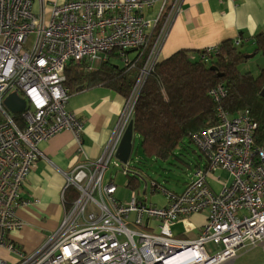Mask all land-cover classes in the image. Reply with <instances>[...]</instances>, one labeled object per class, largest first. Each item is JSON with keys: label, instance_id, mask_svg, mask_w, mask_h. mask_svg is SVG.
Instances as JSON below:
<instances>
[{"label": "built area", "instance_id": "built-area-1", "mask_svg": "<svg viewBox=\"0 0 264 264\" xmlns=\"http://www.w3.org/2000/svg\"><path fill=\"white\" fill-rule=\"evenodd\" d=\"M184 1L69 0L53 4L45 21L32 12L31 0H0V252L17 256H0V264H226L240 249L264 243V148L253 147L257 123L249 110L232 116L219 106L217 124L191 135L205 165L180 192L154 182L151 192L164 198L162 206L147 203L136 190L122 201L112 179L104 181ZM107 55L131 67L141 61L137 80L100 158L64 174L59 227L32 253H23L8 236L22 228L16 212L29 205L20 198L23 185L37 162L46 160L40 144L66 131L82 153L83 122L66 109L64 69ZM12 93L25 101L19 114L4 105ZM208 94L219 102L226 90L218 84ZM218 170L231 180L214 192L207 178ZM198 213L206 224L197 237L177 239L170 226Z\"/></svg>", "mask_w": 264, "mask_h": 264}, {"label": "trees", "instance_id": "trees-1", "mask_svg": "<svg viewBox=\"0 0 264 264\" xmlns=\"http://www.w3.org/2000/svg\"><path fill=\"white\" fill-rule=\"evenodd\" d=\"M240 40L238 46L235 41L222 42L211 53L207 50H179L156 64L140 90L132 120L133 135L138 136L139 148L146 160L163 163L180 161L176 150L185 149L184 140L192 144V134L217 124L216 110L219 106L232 116L249 110L257 123L253 147H262L264 67L256 76L239 71L238 66L245 61L244 52L240 50L244 42ZM251 41L253 53L264 58V32L254 35ZM141 65L139 61L131 67V64L120 61L114 55H107L104 60L92 64L70 62L64 69V86L70 95L105 87L126 99ZM218 84L224 86L226 97L216 102L208 93ZM125 175L126 188L136 190L140 175L130 172ZM65 199H73L70 192L66 193Z\"/></svg>", "mask_w": 264, "mask_h": 264}, {"label": "crops", "instance_id": "crops-1", "mask_svg": "<svg viewBox=\"0 0 264 264\" xmlns=\"http://www.w3.org/2000/svg\"><path fill=\"white\" fill-rule=\"evenodd\" d=\"M31 1L32 12L42 15L47 21L53 4L61 5L69 0ZM259 32H264V0H185L180 14L167 33L160 57L162 60L167 59L179 50L192 52L214 49L222 42L238 39H242L244 45L252 50L251 38ZM125 100L123 96L105 87L70 95L66 109L83 122L82 153L78 151L72 134L66 131L40 144L47 161L40 159L24 183L20 198L29 205L16 212L22 228L10 232L8 236L17 249L26 254L32 253L59 227L63 217L64 174L86 160L96 161L100 158L115 129ZM197 163L198 167L204 166L205 160L201 158ZM230 180L227 172L218 170L207 178V183L212 191L218 192L212 186L221 188ZM149 204L162 206L165 200L160 195ZM203 215L186 218L197 228V234L203 218H206ZM2 254L4 259L9 257L5 251H1L0 256Z\"/></svg>", "mask_w": 264, "mask_h": 264}, {"label": "rangeland", "instance_id": "rangeland-1", "mask_svg": "<svg viewBox=\"0 0 264 264\" xmlns=\"http://www.w3.org/2000/svg\"><path fill=\"white\" fill-rule=\"evenodd\" d=\"M240 50L244 52L245 56L251 55L253 52V49H249L247 45L241 47ZM263 65L264 58L260 54H256L252 58H247V60L241 63L238 66V69L241 73L249 72L256 76L259 72V69L262 68ZM139 142L138 136L133 135V151L128 160L127 166L123 165L116 158H113L109 165L104 181L108 182L110 179H112L113 184L116 185L115 196L122 201H126L129 196V190L126 188V170L132 173H138L140 175V179L138 181L139 186L136 189V195L139 197L145 196L147 203L153 202L156 196H160L158 193L151 192V186L154 182L165 187L166 189L180 192L183 189L184 184L192 177L194 171L196 170L195 165L200 160L199 151L196 149V147L193 144H189L188 140H184L185 149L180 151L177 149L175 152L176 155H179L180 161L172 160L168 163H163L155 160H146L141 154ZM116 163L118 164L119 168L115 167ZM200 163L202 162L200 161ZM212 187L218 191L221 189L217 185ZM193 215L200 216L201 214L198 213ZM203 219V223L199 226V228L206 224V218ZM185 220L184 222H176L170 226L173 235L177 239L182 240L195 239L199 234H197V228L189 223V219ZM208 249L212 251L213 247L208 246ZM8 255L9 257L6 260L13 261L17 258V256L13 253ZM1 256L5 258L3 254ZM226 264H264V243L258 244L256 247L240 249L237 252L236 259L233 262Z\"/></svg>", "mask_w": 264, "mask_h": 264}, {"label": "water", "instance_id": "water-1", "mask_svg": "<svg viewBox=\"0 0 264 264\" xmlns=\"http://www.w3.org/2000/svg\"><path fill=\"white\" fill-rule=\"evenodd\" d=\"M253 56V54L246 55L245 59L252 58ZM261 96L264 97V89L261 91ZM4 105L12 114H19L25 109V101L15 93H12L5 98ZM132 138L133 123L130 122L123 134L115 155L116 159L122 164H126L132 154Z\"/></svg>", "mask_w": 264, "mask_h": 264}]
</instances>
